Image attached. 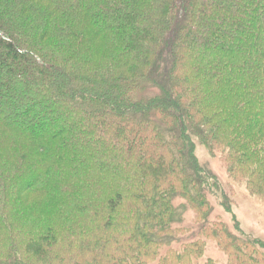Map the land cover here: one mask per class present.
Masks as SVG:
<instances>
[{
    "label": "trees",
    "instance_id": "16d2710c",
    "mask_svg": "<svg viewBox=\"0 0 264 264\" xmlns=\"http://www.w3.org/2000/svg\"><path fill=\"white\" fill-rule=\"evenodd\" d=\"M197 138L264 200V0H0V264H264Z\"/></svg>",
    "mask_w": 264,
    "mask_h": 264
},
{
    "label": "rangeland",
    "instance_id": "374dc122",
    "mask_svg": "<svg viewBox=\"0 0 264 264\" xmlns=\"http://www.w3.org/2000/svg\"><path fill=\"white\" fill-rule=\"evenodd\" d=\"M52 119V125H55L59 121L60 117L56 113L46 112ZM22 116H20L21 118ZM196 142V154L201 163L207 164L214 175L219 180L220 189L217 194L210 195V199L215 205L216 218L224 220L233 225L234 217L240 224L241 229L250 236L260 237L264 241V200L258 196L253 195L249 188L247 181H241L234 178L231 172L227 171L224 160L221 158V154L216 151L210 150L207 145L203 144L201 139H195ZM227 194L231 204V210H225L221 204L222 197ZM184 202L182 199H178L176 204ZM187 207H189L187 205ZM182 223L176 224L179 227L167 240H170L171 248L176 251L175 253H182L183 248L187 243L200 237L199 230L197 229L196 222L194 221L193 211L191 209L185 210ZM215 218V219H216ZM190 224L192 226H190ZM188 225V226H185ZM204 240V237H203ZM169 246L162 249L156 260H152L154 263H162ZM202 257L199 262H204L212 257L216 264H228L227 255L224 251L219 249L214 241L206 239V244L203 245L201 251Z\"/></svg>",
    "mask_w": 264,
    "mask_h": 264
}]
</instances>
